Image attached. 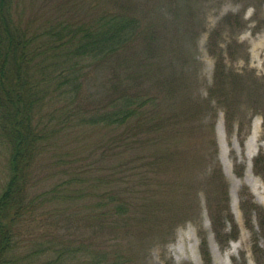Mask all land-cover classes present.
<instances>
[{"label": "rangeland", "instance_id": "374dc122", "mask_svg": "<svg viewBox=\"0 0 264 264\" xmlns=\"http://www.w3.org/2000/svg\"><path fill=\"white\" fill-rule=\"evenodd\" d=\"M186 3L194 10L183 0H12V24L30 41V69L42 83L39 118L54 130L53 146L38 162L35 195L43 207L24 228L32 238L25 243L27 251L51 245L38 263L51 258L55 264H96L100 258H93L96 252L88 246H99L108 253L103 264H205V238L212 264H264L258 219V210L264 209V180L253 167L254 157L264 154V0ZM104 13L136 16L138 39L128 50L129 67H118L115 60L92 62L76 50L77 42L92 38L87 29L100 23ZM155 29L163 38L154 50L149 45L158 37ZM178 38L180 57L172 47ZM152 56L164 69L143 81L140 63ZM186 57L184 65L181 59ZM218 57L229 75V93L218 92L214 101L210 93ZM173 78L178 82L171 94ZM117 82L124 83L120 91L145 100L157 87L158 113L165 122L159 135L143 137L127 153L115 151L106 158L110 130L74 127L75 121L63 127L62 109L72 112L79 104L86 110L103 107L117 96ZM224 107L237 111L232 129L226 125ZM9 156L8 145L1 141L0 193L9 179ZM65 170H100L104 176L105 170L125 171L124 175H134L127 179L130 186L158 183V193L148 188L150 193L138 195H151L153 203L149 200L139 212L131 211L127 226L103 225L104 220L100 225L97 216L89 214L98 213L101 186H93L85 197L76 192L79 184L67 185V174L72 173ZM215 170L222 171L224 180L213 176ZM210 209L217 219L232 215L237 225L235 232L226 225L221 242L215 238ZM229 232L236 237L230 239ZM60 235L65 250L81 249L57 257L54 236L60 241ZM255 241L262 249L257 253Z\"/></svg>", "mask_w": 264, "mask_h": 264}, {"label": "trees", "instance_id": "16d2710c", "mask_svg": "<svg viewBox=\"0 0 264 264\" xmlns=\"http://www.w3.org/2000/svg\"><path fill=\"white\" fill-rule=\"evenodd\" d=\"M11 2L12 0H0V142L7 144L10 150L9 179L0 193V264H40V262H37L38 257L45 250H52L51 245L45 243L48 247L41 249L35 247L27 251L24 249L25 243L32 241V238H30L31 234L25 233L24 228L29 223V219L33 215L36 216L43 207L42 202L35 195L37 191V188H35L37 185L36 176L39 168L38 162L42 160L44 153L53 146L50 138L54 130L39 118L42 113L40 104L42 100H39V97L41 98L42 86L40 85L42 83L39 80L35 81L30 69L32 61L29 59L33 52L30 41L24 40L19 31L20 29L12 24ZM183 2L184 6L190 7L192 11L194 10L193 5H187L186 0H183ZM179 5L178 10H180L182 4L179 3ZM138 24L136 16L126 17L125 14L104 13L103 20L100 23L91 24L87 29V33L93 39L89 38L77 42L76 50L79 54L90 58L92 62L103 61L106 63L115 60L116 66L126 65L129 67L130 56H128V50L134 47L138 39V35H135L136 30L139 29ZM188 29L192 30V27ZM93 34H96V36ZM155 34L158 36L157 39L154 36L155 40L151 41L149 45L154 50L155 45L156 49L158 48V38H163V35L158 33L156 29ZM164 40L162 41L164 42ZM178 40V44L173 43L172 47L174 53L180 57V38ZM211 51L213 52L212 49ZM153 58L152 56L148 61L143 60L140 63L144 67V71L139 74V76L143 75L141 78L143 81H146L147 77H151L153 74L156 76V73L161 71L163 67L159 62H154ZM186 59L187 57L181 59V63H184V65L188 63ZM222 62L223 60L218 57L214 85L210 93V98L214 101L219 97L217 96L218 92L229 93L225 88V82L229 75H227ZM177 82L176 78L172 79L173 89L169 93H175L174 88ZM118 86L124 87V83H116L114 88L117 87V96L110 98L109 102L103 107L86 110L79 104L72 112L62 109L65 114L63 127L66 126V123L75 121L74 127L91 125L103 126L105 129L110 130L111 137L104 147V151L109 153L106 158H109L115 151L117 152L116 155L127 153V150L130 149L129 146H138L144 139L143 137L150 134L159 135L163 129L161 121L165 122V116L160 121L161 116L158 113L160 92L158 93L156 90L157 87L153 88L156 93H151L152 95H149V98L145 100L134 93H129L127 90L120 91ZM150 91H152V88ZM223 109H225L226 125L229 129H232L237 120V111L228 107ZM262 116L264 120V112ZM239 126L241 127L240 123ZM124 163L126 164V162ZM124 163L120 164L119 168L125 165ZM253 167L255 173L264 180V154L262 152L254 157ZM65 171L66 173H72L67 174L71 178L67 185L79 184L81 188L77 189L76 192L84 193L85 197L90 195L93 186H101L99 203L95 207L98 213L91 211L89 214L90 218H93V215L97 216L96 219L100 221V225L104 220L103 225H113L114 227L115 223L122 222L124 226H127L128 221L131 220V211L137 210L139 212L138 208L143 209L144 204L149 200L153 203L151 195L149 197L138 195L150 193L148 188L158 193V183L154 184L152 182L130 186L127 179L134 175H124L125 171L105 170L106 176L100 170ZM213 176L218 177L221 181L224 180L221 170H215ZM121 183L126 184V188H122ZM136 187H142L143 189L138 190ZM136 199L138 201L133 204ZM224 200L227 204L226 189L224 190ZM253 205L256 210L260 209L255 203ZM210 217L217 241L221 242V234L228 223L232 225L233 232L237 230L234 218L230 214L228 218L221 217L217 219L210 209ZM110 219L111 221H109ZM258 219L264 235V209L258 210ZM230 234V232L227 233L230 239L236 237ZM48 235L46 232L44 237ZM60 239L58 241L59 239L54 236L56 245L59 247L57 250V257L59 258L63 253L69 255L72 252L76 253L75 250L81 249L65 250L63 236L60 235ZM88 248L96 252L93 258L96 256L100 258L96 264H103V259L108 253L99 246H88ZM60 250L62 251L61 254H59ZM253 250L255 253L262 250L256 241L253 244ZM201 251L205 264H212L205 238L201 243ZM88 253L93 252L88 250ZM44 264H55V260L50 258Z\"/></svg>", "mask_w": 264, "mask_h": 264}, {"label": "bare ground", "instance_id": "6f19581e", "mask_svg": "<svg viewBox=\"0 0 264 264\" xmlns=\"http://www.w3.org/2000/svg\"><path fill=\"white\" fill-rule=\"evenodd\" d=\"M255 131V130H254Z\"/></svg>", "mask_w": 264, "mask_h": 264}]
</instances>
